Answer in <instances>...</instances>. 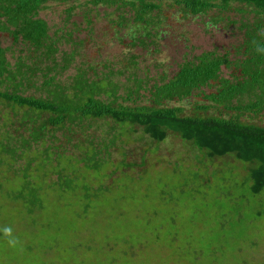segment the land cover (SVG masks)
Wrapping results in <instances>:
<instances>
[{"label": "rangeland", "instance_id": "rangeland-1", "mask_svg": "<svg viewBox=\"0 0 264 264\" xmlns=\"http://www.w3.org/2000/svg\"><path fill=\"white\" fill-rule=\"evenodd\" d=\"M110 1L116 4L52 1L40 12L59 50L58 72L68 66L62 84L85 72L108 93L105 101L115 103L117 94L116 106L150 105L154 85L207 52L234 62L222 78H241L236 64L244 58L243 27L256 20L252 8L234 4L229 12L192 16L172 0H145L160 9L142 24L127 4L140 8L137 0ZM0 46L13 65L20 57L33 65L38 56L7 32H0ZM219 85L203 91L217 93ZM24 92L49 98L34 87ZM203 105L212 102L201 94L167 103L186 116L238 117L264 127V112L199 110ZM47 118L0 99V264H264V191L253 193V164L234 154L212 158L174 133L160 143L143 127L110 118L68 124L28 144Z\"/></svg>", "mask_w": 264, "mask_h": 264}, {"label": "trees", "instance_id": "trees-1", "mask_svg": "<svg viewBox=\"0 0 264 264\" xmlns=\"http://www.w3.org/2000/svg\"><path fill=\"white\" fill-rule=\"evenodd\" d=\"M52 1L74 0H0V32L10 34L17 44H30L38 53L33 65L23 57L13 65L7 58L9 50L0 46V99L16 107H26L39 116L48 115L40 127L33 128L31 139H24L28 144L45 141L51 130L56 132L68 127V124L91 118H110L121 125L143 127L152 140L160 143L168 138L169 133H174L187 142H194L196 147L209 152L212 158L234 154L239 160L254 165L253 193L264 191L263 126L245 124L238 117L186 116L183 108L167 106L168 102H183L201 94L212 105L198 106L199 110L209 111L215 106H225L227 111L240 114L264 112V0H172L185 14L192 16L215 10L229 12L234 4L252 8L256 20L243 27L246 30L242 47L244 58L236 64L242 76L235 81L222 78L223 67L230 69L234 62L228 55L207 52L195 62L182 65L168 82L154 85L148 98L150 105L136 107L116 106L119 100L117 94H113L115 103L105 101L102 94L108 93L98 90L85 72H81L70 86L58 80L68 66L58 72L55 55L59 50L52 41L48 23L40 18V12ZM137 1L141 4L140 8L136 2L127 4L137 13V23L148 24L146 17L159 10L160 6L145 0ZM96 3L116 4L110 0H96ZM42 60L52 61L55 66H47L44 70L39 64ZM71 60L72 56L65 58V64L71 63ZM40 71H44V82L39 87L36 78ZM54 71L56 74L52 75ZM216 83L220 84L217 93L207 95L203 91ZM31 87L46 90L49 98L26 96V91L23 94ZM246 96L254 97L255 101L252 98L249 103H241ZM127 100L133 101L134 93H130ZM235 101L241 102L236 105Z\"/></svg>", "mask_w": 264, "mask_h": 264}]
</instances>
